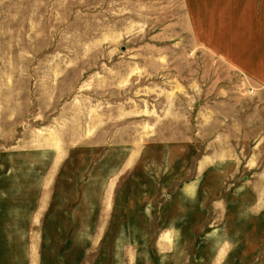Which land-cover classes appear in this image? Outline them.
Masks as SVG:
<instances>
[{
	"label": "rangeland",
	"instance_id": "374dc122",
	"mask_svg": "<svg viewBox=\"0 0 264 264\" xmlns=\"http://www.w3.org/2000/svg\"><path fill=\"white\" fill-rule=\"evenodd\" d=\"M0 264H264V0H0Z\"/></svg>",
	"mask_w": 264,
	"mask_h": 264
},
{
	"label": "crops",
	"instance_id": "0c3cea01",
	"mask_svg": "<svg viewBox=\"0 0 264 264\" xmlns=\"http://www.w3.org/2000/svg\"><path fill=\"white\" fill-rule=\"evenodd\" d=\"M259 26H261V22H259L258 24ZM261 28V27H260ZM244 29L243 25H242V28H241V31ZM261 30V29H260ZM259 35V34H258Z\"/></svg>",
	"mask_w": 264,
	"mask_h": 264
}]
</instances>
